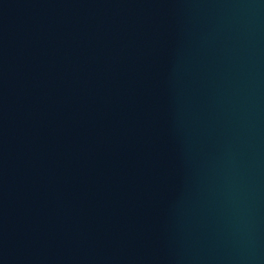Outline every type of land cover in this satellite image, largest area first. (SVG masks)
<instances>
[{
	"label": "water",
	"instance_id": "1",
	"mask_svg": "<svg viewBox=\"0 0 264 264\" xmlns=\"http://www.w3.org/2000/svg\"><path fill=\"white\" fill-rule=\"evenodd\" d=\"M0 264H264V0H0Z\"/></svg>",
	"mask_w": 264,
	"mask_h": 264
}]
</instances>
